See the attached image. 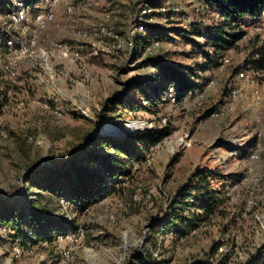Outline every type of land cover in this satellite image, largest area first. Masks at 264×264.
I'll return each mask as SVG.
<instances>
[{
  "label": "rangeland",
  "instance_id": "rangeland-1",
  "mask_svg": "<svg viewBox=\"0 0 264 264\" xmlns=\"http://www.w3.org/2000/svg\"><path fill=\"white\" fill-rule=\"evenodd\" d=\"M10 8L0 9V207L25 221L37 213L42 234L58 227L74 237L20 260L0 243V264H127L139 254L145 263L264 264V151L250 157L260 125L264 146V65L252 61L264 56V12L237 27L205 0H85L69 15L59 4L20 57L5 38L29 36L20 38L9 23ZM217 34L232 44L215 50L207 38ZM149 58L193 70L200 88L178 101L169 91L152 94L158 81ZM249 62L254 71L245 81L237 68ZM162 129L166 136L137 147L136 159L88 140ZM114 157L117 174L104 183L110 192L90 205L77 200L67 176L78 169L104 174L101 166ZM199 175L219 193L211 215L195 198L202 195Z\"/></svg>",
  "mask_w": 264,
  "mask_h": 264
},
{
  "label": "trees",
  "instance_id": "trees-1",
  "mask_svg": "<svg viewBox=\"0 0 264 264\" xmlns=\"http://www.w3.org/2000/svg\"><path fill=\"white\" fill-rule=\"evenodd\" d=\"M27 5H32L36 3L38 0H25ZM206 4L211 8H216L218 13L222 16L224 21H234L237 27L239 26V22L243 20L245 17L255 18L262 15L264 12V0H205ZM7 6L9 1L0 0V9L3 6ZM237 22V23H236ZM150 33H157V29L154 26H149ZM222 30V29H221ZM244 31H240L236 33V35H232L231 37L234 40L241 38L244 35ZM136 36V35H135ZM3 38V37H2ZM221 34H217L216 37L209 36L207 39L213 41V48L219 49L225 48V45H231L232 40L222 39ZM218 47V48H217ZM133 48H135V53H139V39H135ZM264 60L263 53L260 52V56L256 62H259V67H262L264 64L262 63ZM146 61L153 62L156 68V79L158 81L155 87H151L152 94H159L161 91L168 92L170 88H172L173 95L175 100H181L184 96L189 93L195 92L200 88V83H197L194 79L196 76L193 70L189 69L187 71H181L179 68H176L173 64L161 61L157 58H149ZM152 96V95H151ZM150 96V97H151ZM149 100V98H147ZM116 103H122L121 101H117ZM123 104V103H122ZM152 135H135V136H126L121 139H114L109 136H99L93 139H88L93 145L94 143L106 144L111 150L114 151L115 154H123L130 159H136L137 155L134 153L138 148L145 149L150 145L155 144L156 142L163 139V129L157 131L155 133H151ZM120 138V137H118ZM255 140H252V146L254 145ZM73 156L77 157L78 154L73 153ZM110 164L104 163L101 168L105 170L104 174L99 172L91 171V170H77L75 173V177L67 176V179L75 181L73 186L76 187V193L74 194L77 200H80L85 205H90L98 199H101L105 194L110 192L108 187H104L105 176H114L117 174V171L111 164L118 162V158L114 157L109 159ZM89 161L94 164H102L99 158L93 157L89 154ZM32 175V172H29V175ZM30 175V176H31ZM199 183L197 188H199V192L202 193L201 196L195 197L198 198L199 202H202L200 205V210L205 215H211L216 210V204L218 202V192L215 190H211L204 176L199 175ZM68 186L71 185L68 181ZM50 190L56 191L57 188L49 187ZM200 193V194H201ZM1 206V205H0ZM186 206V204H184ZM183 206V207H184ZM183 209H186L185 207ZM29 216L27 220L21 219L17 217L16 219L13 214H10L8 209L5 207L2 209L0 207V223L9 226L16 234L20 235L23 240L28 237V230L32 229L38 236L43 235L41 232H38L36 228L38 227V216L37 213L31 212L28 213ZM172 216L175 221L181 222L182 226L185 225V220L183 217L177 214H173ZM20 220V221H19ZM194 221L199 219L195 218ZM22 225H26L25 232H21L19 229ZM58 229V227H57ZM58 230H61L60 228ZM162 262H144V258L141 254L136 255L134 258L130 259L127 264H161Z\"/></svg>",
  "mask_w": 264,
  "mask_h": 264
},
{
  "label": "built area",
  "instance_id": "built-area-1",
  "mask_svg": "<svg viewBox=\"0 0 264 264\" xmlns=\"http://www.w3.org/2000/svg\"><path fill=\"white\" fill-rule=\"evenodd\" d=\"M11 4L10 11L6 14V18L10 24L19 27V36L24 38V36H29L25 40L19 39L15 43L12 36L7 35L5 38V45L8 48H14L15 53L20 57H26L30 54V46L34 45L35 38L38 32L47 28V26L55 18V8L59 4H63L67 15L73 13L75 10H80L85 7V0L79 2L76 6L70 4L68 0H38L32 5H27L25 0H7ZM89 4V1L86 3ZM111 18L110 13L105 15V19L109 20ZM104 26L100 28L102 32ZM108 30H112L109 28ZM135 28L130 31L133 34ZM78 33L85 35L86 31L84 29H79ZM109 35H112L111 31H108ZM94 36L98 35V31L93 32ZM116 36V35H115ZM158 43L156 42L155 45ZM66 54V51L63 52ZM74 57H78L79 53L76 51L72 53ZM258 60V54L256 53L252 57V61ZM254 66L251 62L245 65L241 63L237 68V75L243 80L247 81L252 79L250 73L253 72ZM9 73L13 75L12 69H9ZM169 93L173 94L172 89H169ZM170 95V94H169ZM262 125L259 126L257 131V141L255 143V149L251 153V159H257L259 154L264 151V146L260 142V137H262ZM81 232V229L78 228L76 233ZM28 237L23 240L22 237L16 234L9 226L0 223V243L2 246L11 254L13 260H20L24 256H32L35 254L38 247H49L53 242L60 244L64 240H72L74 237L73 233H62L57 227L50 229L46 234L38 236L35 231L32 229L28 230ZM51 237H53L51 239ZM53 241V242H52ZM61 257L64 260L69 261L71 258V249L64 248L61 251ZM11 259V260H12ZM62 259L59 261V264H62Z\"/></svg>",
  "mask_w": 264,
  "mask_h": 264
},
{
  "label": "bare ground",
  "instance_id": "bare-ground-1",
  "mask_svg": "<svg viewBox=\"0 0 264 264\" xmlns=\"http://www.w3.org/2000/svg\"><path fill=\"white\" fill-rule=\"evenodd\" d=\"M127 127H128V126H127ZM119 129H121V128H117L116 131L119 130Z\"/></svg>",
  "mask_w": 264,
  "mask_h": 264
},
{
  "label": "crops",
  "instance_id": "crops-1",
  "mask_svg": "<svg viewBox=\"0 0 264 264\" xmlns=\"http://www.w3.org/2000/svg\"><path fill=\"white\" fill-rule=\"evenodd\" d=\"M8 262V261H7Z\"/></svg>",
  "mask_w": 264,
  "mask_h": 264
}]
</instances>
